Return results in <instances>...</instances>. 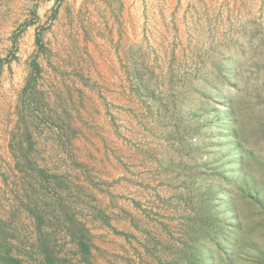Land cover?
I'll list each match as a JSON object with an SVG mask.
<instances>
[{
  "label": "rangeland",
  "instance_id": "1",
  "mask_svg": "<svg viewBox=\"0 0 264 264\" xmlns=\"http://www.w3.org/2000/svg\"><path fill=\"white\" fill-rule=\"evenodd\" d=\"M218 94L245 133L264 125V0H0V217L23 264H45L26 204L55 264H86L72 224L92 264H174L200 206L222 212ZM12 146L54 193L31 192Z\"/></svg>",
  "mask_w": 264,
  "mask_h": 264
},
{
  "label": "trees",
  "instance_id": "2",
  "mask_svg": "<svg viewBox=\"0 0 264 264\" xmlns=\"http://www.w3.org/2000/svg\"><path fill=\"white\" fill-rule=\"evenodd\" d=\"M35 41L39 42L37 35ZM39 69L38 64L33 62L30 74L39 72ZM30 85L28 80L26 87ZM208 87V93L214 95L216 89ZM218 97L221 105L212 114L213 123L217 126L214 135L222 146L232 152L234 158H222L217 169L212 171L221 180L217 190L220 196L219 206L228 216L230 224L227 226L220 219L227 217L222 212L210 215V207L205 210L200 206L197 215L191 220L186 238L177 250L174 264H264V125L258 122L250 132L245 133L243 124L238 123L236 118L234 105L230 102L232 96L218 94ZM27 143L29 147L32 146L30 136ZM17 147L20 149L18 142ZM11 150L14 155V146ZM14 158L17 171H31L30 180H27L31 192L35 190L34 183L39 185L43 195H51L55 192L54 185L62 184L58 181L59 176L37 166L26 153L15 154ZM61 201L59 199L56 202L62 215L70 220L71 215ZM25 207L37 230L35 236L32 232L30 248H37L42 263L55 264L54 251L40 234L42 214L36 204H26ZM6 224V220L0 217V264H23L21 249L18 247L14 251L12 247L11 238L16 236L6 231ZM67 232L72 241H75L81 260L92 264L87 258L90 245L83 233L86 232L85 229L72 224ZM16 241L18 246L21 245L17 238ZM59 263L66 264L64 258Z\"/></svg>",
  "mask_w": 264,
  "mask_h": 264
},
{
  "label": "crops",
  "instance_id": "3",
  "mask_svg": "<svg viewBox=\"0 0 264 264\" xmlns=\"http://www.w3.org/2000/svg\"><path fill=\"white\" fill-rule=\"evenodd\" d=\"M110 221H111V220H110ZM111 222H112V221H111ZM111 225H114V224L112 223ZM113 229H115V230L117 231V229H116V228H113ZM141 254H142V253H141ZM141 254H140V255H141Z\"/></svg>",
  "mask_w": 264,
  "mask_h": 264
}]
</instances>
